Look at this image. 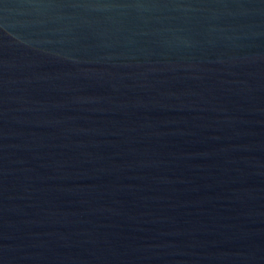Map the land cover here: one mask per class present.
I'll return each instance as SVG.
<instances>
[{
  "label": "water",
  "instance_id": "water-1",
  "mask_svg": "<svg viewBox=\"0 0 264 264\" xmlns=\"http://www.w3.org/2000/svg\"><path fill=\"white\" fill-rule=\"evenodd\" d=\"M0 264H264V0H0Z\"/></svg>",
  "mask_w": 264,
  "mask_h": 264
}]
</instances>
